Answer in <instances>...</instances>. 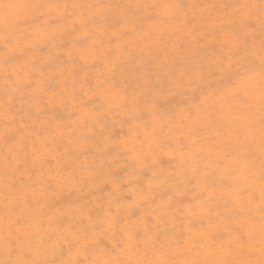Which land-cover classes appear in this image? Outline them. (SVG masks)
<instances>
[{"label":"rangeland","instance_id":"rangeland-1","mask_svg":"<svg viewBox=\"0 0 264 264\" xmlns=\"http://www.w3.org/2000/svg\"><path fill=\"white\" fill-rule=\"evenodd\" d=\"M20 2L110 7H83L74 12L71 8L67 9V13L72 14L71 19L67 21L66 30L55 38L43 36L38 31L27 39L23 34L20 35V48L28 49L27 51L18 49L5 53L3 37L6 33L0 26V188L5 179H20L22 170L13 172L12 168L6 166V157L13 158V166L17 161L24 159L19 135H26L29 151L32 150L33 139L36 140L38 148L45 140L49 143V147L43 148L40 153L44 161L45 175L49 170L55 172L58 166L68 162L69 170L74 168L78 177L88 176V169L94 170L100 177L98 184L86 185L80 193L66 195L56 205L55 214L61 218L64 235L75 234L77 229L88 223L87 216L82 215V212L90 210L94 217L97 214L102 216L101 210L106 209L112 199L109 193L117 185V195L124 197L119 210L122 223L134 225L142 232L159 230L169 234L179 233L184 227L181 221L190 211L201 213L203 218L196 222L204 227L208 226L209 215L214 217L216 213H224L226 217L231 206L225 201L231 198L224 187L216 185L207 189L201 180L204 173L212 171L216 158L215 150L206 138L215 134L219 139H223V136L219 135L222 129L211 125L200 133L205 139L193 140L190 152L185 151L181 155L177 146L174 157L160 155L154 171L164 182L153 179V190L147 198L128 208L132 201L137 200V193L148 188L149 178L153 176V169L139 167L135 158L141 148L145 154L149 153V145L154 137L150 128L145 129L143 122L133 120L129 123L131 117L117 105L121 102L122 93L129 97L142 95L145 101L163 93L168 97L163 109L168 114L165 119H170L171 122L162 133L159 128L157 132L165 139L172 136L174 141L177 136L175 128L181 126L186 135L187 129L180 124L181 119L187 123L188 107L194 109L203 99L200 93L203 80L212 79L211 74H205L201 78L196 69L199 65L214 63L215 58L220 55L224 30L214 32L213 27L224 21L231 25V30L244 31L239 19L242 10L237 12L234 8H224L222 5L254 4L257 7L253 10V15L258 17L260 0H175L185 5L217 6L183 9L181 16L196 17L192 24H183L177 20L158 23L156 17L162 15L161 9L142 10L137 7L144 4H163L169 0ZM42 11L46 13L45 19H48L49 13L53 17L65 15L62 7ZM93 13H102L105 19L98 16V23L89 26V35L86 36L78 30V21L81 15L88 17ZM38 14L35 10L27 13L29 17ZM123 17L128 19L126 26L117 23ZM73 21H77L75 27ZM35 28L36 25L21 26L22 30L29 33ZM260 39V27L256 22L255 35L250 41L257 53ZM256 60L258 63V55ZM29 83L31 87H28ZM256 100L258 112V95ZM143 107L147 109L149 106L145 103ZM216 108L220 109L221 105L217 103ZM225 116H232L226 106L220 113V118L224 119ZM5 117L11 128L23 127L25 133L17 135L15 139H8L5 135ZM78 139L80 147L77 145ZM258 144L257 134L256 144L253 146L257 149V193ZM81 147L86 151L81 150ZM229 166L231 167V162ZM40 167V161H36L34 171ZM24 179H27V176ZM177 190L183 195H174ZM210 194L214 202L201 212L197 198ZM3 204V193L0 191V217L3 216ZM112 211H117L115 203L112 205ZM51 214L50 212L49 215ZM56 230L55 224L46 222L42 226L44 232ZM121 240L117 226L102 240L100 251L89 253V259L117 258L120 250L118 241ZM112 248L116 249V253L109 251ZM56 257L68 258L66 246L64 256H61L57 249ZM3 258L0 254V259ZM120 258L144 259L145 256L141 249L135 253L121 255ZM147 258H153L151 253ZM199 258L211 257L201 254ZM215 258L220 259L221 256L217 254Z\"/></svg>","mask_w":264,"mask_h":264},{"label":"snow or ice","instance_id":"snow-or-ice-1","mask_svg":"<svg viewBox=\"0 0 264 264\" xmlns=\"http://www.w3.org/2000/svg\"><path fill=\"white\" fill-rule=\"evenodd\" d=\"M65 10L63 17H53L48 14L47 9ZM110 7L108 5H77V4H45L24 3L20 0H0V26L6 35L3 37L4 51L15 52L21 49L19 37L24 35L25 39L33 37L39 32L46 37L55 38L57 34L66 30L67 21L72 14L67 9L77 8ZM143 9H161L162 15L156 17L158 23L167 20H177L183 24H192L196 17L181 16V12L189 7L214 8L216 5H185L175 0H169L163 4L137 5ZM224 8H234L241 12L240 23L244 31L231 30V25L221 21L220 25L213 27V31L224 30V39L221 42L220 55L215 58L214 63L199 65L196 71L201 74H211L212 79H205L200 86L203 99L187 109V123L182 118L180 124L187 129V134L182 131L181 126L175 128L177 136L173 141L172 136L162 138L160 133L169 127L170 119L164 112V102L168 97L163 93L150 101H145L143 96H131L126 93L120 94L121 102L117 107L123 109L133 120L143 122L145 129H151L154 137L149 145V153L145 154L143 148L139 149L136 163L141 168H152L153 176L149 178V186L137 193V200L128 205L131 208L137 201L146 199L153 190L152 180L161 183L160 176L154 171L160 155L175 156L176 147L181 150L191 151L193 140L205 139L200 135L209 125L219 126V133L223 139L215 134L206 139L215 150L216 158L212 164V171L201 176V180L207 189L221 185L231 198L225 203L231 206L225 217L224 213H216L213 217L208 216L207 227L197 224L202 219L200 212L190 211L181 221L184 227L179 233L169 234L166 231L151 230L141 231L131 224H123L119 217L121 201L124 197L117 195L119 186H114L109 196V206L102 209L103 215L92 212H82L86 215L88 223L77 229L75 234H62L63 225L61 218L55 214L56 205L62 198L80 193L86 185L98 184L100 177L97 173L88 169V176L76 175L75 169L69 170V163L58 166L55 172L49 170L47 175L43 172V158L40 155L43 148L49 147L47 140L38 148L36 140H32V150H28L26 135L23 127L13 129L5 117V135L8 139H15L19 135L20 149L24 153V159L19 160L13 166V158L6 157V166L21 171L19 180L5 179L0 191L3 193V216L0 217V264H264V0H260L258 17L253 15L257 7L254 4L222 5ZM39 13L29 17L27 13L33 11ZM105 19L102 13L84 17L81 15L79 31L89 35L88 28L93 23H98L97 17ZM151 19V17H149ZM211 19V17H209ZM260 27V48L258 53L253 48L250 38L255 35V24ZM75 27L77 21H73ZM118 24L128 23L127 17L117 21ZM22 25H36L33 32L22 30ZM259 57L258 63L256 57ZM7 55L5 62H7ZM31 83L28 87H31ZM258 95V112H257ZM214 98V99H213ZM211 101V104H209ZM147 103L148 108L143 105ZM221 105L220 109L216 104ZM227 107L231 117L220 118L223 108ZM39 110V109H38ZM183 111V109H182ZM147 117V119H145ZM257 134L259 136V191L255 188L257 167ZM80 147V141L77 140ZM81 150L86 149L81 147ZM198 154V153H197ZM36 161H40L41 167L35 170ZM231 162V167L229 166ZM7 176V173H6ZM27 176V179L24 177ZM167 179V178H165ZM102 190V189H101ZM174 195H183L177 190ZM130 199V198H129ZM201 212L214 201L211 194L207 197L201 195L197 198ZM115 203L116 212L112 211ZM210 210V209H209ZM127 211V208L125 209ZM52 213L49 215V213ZM184 221H187L185 224ZM215 221V223H213ZM55 224L56 231L44 232L42 226L45 223ZM119 226L122 237L118 241L120 250L117 258L107 260L89 259L90 252L101 250V242L107 233ZM115 234H113L114 236ZM225 241L227 246H225ZM65 246L68 258L56 257L59 249L60 255L64 256ZM143 249L144 259H125L121 255L135 253ZM109 251L116 253V249ZM151 253V259L147 258ZM203 254L205 258L200 259ZM221 256L216 259V255ZM192 257V258H188Z\"/></svg>","mask_w":264,"mask_h":264}]
</instances>
